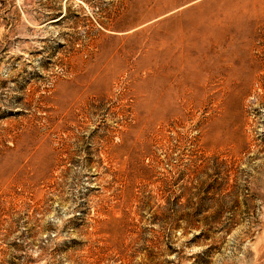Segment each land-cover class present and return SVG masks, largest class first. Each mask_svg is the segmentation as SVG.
Here are the masks:
<instances>
[{
    "label": "rangeland",
    "instance_id": "1",
    "mask_svg": "<svg viewBox=\"0 0 264 264\" xmlns=\"http://www.w3.org/2000/svg\"><path fill=\"white\" fill-rule=\"evenodd\" d=\"M0 264H264V0H0Z\"/></svg>",
    "mask_w": 264,
    "mask_h": 264
}]
</instances>
